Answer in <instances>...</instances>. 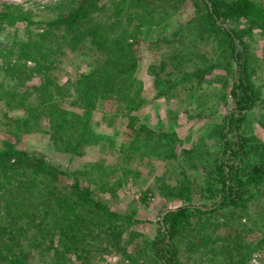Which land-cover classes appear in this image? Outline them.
Returning <instances> with one entry per match:
<instances>
[{"label":"trees","instance_id":"obj_1","mask_svg":"<svg viewBox=\"0 0 264 264\" xmlns=\"http://www.w3.org/2000/svg\"><path fill=\"white\" fill-rule=\"evenodd\" d=\"M49 7L52 14L44 20H34L28 10L11 5L0 8V34L1 20L43 25L42 30L28 31L25 39H14L11 46L0 47V52H12L18 58L24 55L33 61L32 65L22 61V68L13 66L20 74L19 79L34 75L40 79V84H28L22 91L18 90L16 80L7 81V87L0 89V98L6 93H11L9 97L22 94L24 113L8 119L14 123L11 127L14 138L20 132L41 129V120L46 115L50 138L69 153L100 143L102 136L93 128V116L100 101L111 91H117L125 104L124 115L134 138L120 148L115 163L102 168L96 165L95 174L85 181L81 175L88 174V168L68 173L43 155L19 148L15 141L1 142L0 264H37L38 259L43 264H90L97 253L125 252L135 235L130 229L134 213L112 209L108 199L95 195L94 188L111 195L115 190L113 185L122 184L129 174H140L133 159L141 161L146 155L171 159L176 156L180 166L188 163L187 166L193 167L197 162L191 158L201 154L207 168L204 178L201 180V176L196 181L208 185L199 194L206 197L201 205L191 202L194 189L189 178L183 177L184 186L176 187L184 204L167 209L162 222L159 221V230L149 241L155 260L159 264H184L179 259V249L185 242L182 238L190 243L200 242L204 250L210 244L213 253H224L217 241L220 236L228 235L224 231L229 222L215 214L228 208L232 215L236 209L243 215L246 208L256 204L253 200L259 199L257 195H264V141L256 140L253 134L247 138L240 132L243 121L255 114V105L264 103V77L257 74L258 58L244 38L253 28L264 32V3L260 0H59ZM189 10L193 14L183 21L179 11ZM194 21L217 34L222 51L226 50V56L221 54L224 65L215 62L204 68L196 65L191 70H182L170 57V64L167 58L152 66L151 75L160 93L167 94L181 83H189L187 87L195 84L198 76L203 75L197 80L200 81L216 68L226 71L223 85L229 86L224 94L231 98L232 106L222 114L220 122L214 119L216 125L209 128L220 141L216 143L220 148L214 153L211 165L207 152L213 141L205 138L197 142L187 150L185 160L180 159L171 145L177 139L175 133L154 130L143 123L135 126L138 117L133 113L134 108L138 110L142 106L143 85L135 76L136 61L131 56L132 47L140 42L139 33L165 22L164 34L155 41H180L179 47H172L178 54L179 50H191L182 38L186 35L184 30L187 33L194 30ZM68 51L80 59L76 66L84 62L85 67L83 70L77 67L73 79L67 71L68 76L59 82L55 72L64 65V56L71 59L70 53L65 54ZM97 53L101 55L93 57ZM232 65L234 74L229 76ZM167 66L173 69L168 74ZM173 72L181 73L173 76ZM51 88L56 89L57 97L63 95L68 99V105L47 99ZM30 95H35V99L31 100ZM140 133L170 137V140L149 152L152 144L144 137L137 138ZM111 172H117V182L111 181ZM62 177L69 178L65 185L59 184ZM127 231L129 239L125 241ZM263 243L264 236L256 242ZM254 247L240 229L234 228L229 249L224 253L225 264H247Z\"/></svg>","mask_w":264,"mask_h":264},{"label":"rangeland","instance_id":"obj_2","mask_svg":"<svg viewBox=\"0 0 264 264\" xmlns=\"http://www.w3.org/2000/svg\"><path fill=\"white\" fill-rule=\"evenodd\" d=\"M57 1L59 0H0V8L5 5H11L28 10L27 12L31 14L34 20H44L52 14L49 6ZM260 1L264 3V0ZM179 12V16L182 17L183 21L193 14L191 10ZM177 17L175 14L173 17L174 22H176ZM1 23L0 47L11 46L14 39H25L28 31L42 30L41 27L43 26L39 23H33L29 26L23 21L10 22L1 20ZM193 23H196L193 26L195 27L194 30L188 33L184 30L186 35L182 38L188 43L191 50L187 51L189 48L183 51L179 50L178 54L174 52V48L180 46V41L176 43H169L166 40L155 41V38L158 40L161 37L160 35L164 34L165 22L159 25H151L150 29L141 35L139 33L140 42L132 47L131 56L136 61L135 76L142 81L143 85L142 106L138 110L134 108L136 110L133 113L138 117L137 121H135V126L143 123L146 127L148 126L154 130H165L175 133L177 139L171 145L174 146L175 154L180 159L187 157V150L195 146L197 142L205 141V138L208 141H213L212 147L207 152L209 155L208 162L211 165L214 153L220 148L219 145L218 147L216 146V143L219 144L220 141L215 132H210L209 128L211 125H216L214 119L219 121L222 114L232 106L231 98L224 94L225 89L227 93L229 86L227 85L226 88L223 85L227 75L226 71L222 67L216 68L212 72L205 74L200 81L197 80L203 75L201 77L198 76L194 81L195 84L187 87L189 83H181L167 94L160 93L159 87L155 85L151 75L152 66L167 58L169 63L170 57L175 59V64L182 70L186 68L191 70L196 65L204 68L208 63L212 64L215 62H219L221 66L224 65V59L221 54L225 55L226 50L222 51L223 45L215 36L217 34L214 31L208 32V29L205 30V26L199 21H194ZM244 38L250 44V51L258 58L260 66L257 74H261L264 77V32L261 33L259 28H253L250 33L244 35ZM69 53L71 59H67L64 56V65L62 64L59 70L55 72V78L59 82L65 80L68 76L67 71L71 72L69 77L73 79L75 73L78 72L76 68L83 70L85 67L84 62H81V66H76L80 59H75L76 56L70 51L65 54L68 55ZM98 55L101 54L97 53L93 57L97 58ZM68 60L70 64H68ZM22 61H25L28 65L33 64V61L25 58L24 55L18 58L12 52H6L5 50L0 52V89L3 86L7 87V81L9 80H16L19 84V91L24 90L31 83L40 84V79L37 78L38 75L25 80L18 78L20 74L15 71L14 67L19 66L22 68ZM56 64L58 65V62ZM168 66L166 67V74L173 70ZM7 67L8 69H6ZM234 67L232 65L228 73L229 76L234 74ZM180 73L173 72V76H180ZM20 80H22L21 84ZM262 83H264V80ZM34 89L39 90L38 88ZM10 95L11 93H6L0 98V145L3 141H15L16 146L19 148L43 155L48 162L68 173L77 169L88 168L87 173L92 174L81 175L84 181L95 174L96 165L102 168L110 163H115L120 148L128 145L131 138H134V132L127 124V117L124 115L126 111L125 104L122 103L117 91H111L108 92L103 102L102 100L100 101V105L97 106L93 116V128L102 136L100 143L87 145L78 153H69L61 145L57 146L50 138V132L46 129L48 126V117L46 115L41 120V129H32L25 133L20 132L16 134L17 139H15L13 136L15 135L14 131L11 129L14 124L13 120L8 121V119L24 113V108L21 93L12 97H9ZM62 96L57 97L56 89L51 88L50 94L46 97L50 101L57 99L60 103L68 105V99ZM30 99H35V95H30ZM261 100L259 101L261 102ZM253 112L255 114L252 118L248 116L243 121L240 132L247 138L253 134L256 140L264 141V103L260 104L258 102L253 108ZM136 137H144L152 144L149 146V152L160 149L170 140V137L165 138V136H157L152 133H140ZM191 160L197 162L193 167L187 166L188 163L180 166L176 156L171 159L146 155L141 161L134 157L133 165L138 167L140 174H136V176L129 174L125 177L122 184L113 185L112 187L115 190L111 195L108 191L105 192L99 188H94L95 195L108 199V204L112 209L122 213L124 211H132L134 213V221L130 225V229L131 233L135 235L125 247V252L104 251L97 253L90 264H159L153 256L149 241L159 230V221L163 211L184 204V199L176 192V187L184 184L183 177L189 178L192 182L194 190L191 193L193 194L191 202L201 205L202 202L206 201V197L199 194H201L202 189L206 191L207 182H196L201 176L202 180L206 175L207 168H204L205 159L201 157V154H197ZM111 173L113 177H110L111 181L117 182V172ZM210 174L212 176L213 174L215 175V171ZM67 177H62L59 184L65 185L69 181ZM257 196L259 199L253 200L256 204L246 208V212L243 215L238 214L242 212L238 211V209L234 210L232 215L228 208L219 209L215 214L219 219L227 218L229 222L224 231L228 235L225 238L220 236L217 241V244L223 246L224 249L222 251L224 253L225 250L228 251L229 249V242L234 234V228L240 229L245 240L255 245L247 260V264H264V243L256 244L257 240L264 236V195ZM260 199L261 201H259ZM207 201L209 202V199ZM254 206L255 209L253 208ZM253 219L258 223L254 222ZM124 239L125 241L129 239L128 231L125 233ZM181 240L185 242L182 243L179 249V259L184 264H225L227 261L224 253L220 251H214L215 253H213V250L210 249V244L204 250L200 242L190 243L185 238ZM232 250L233 248L229 251ZM127 254L131 255L127 257ZM33 262H35V259L32 260ZM36 262L37 264H43L40 259Z\"/></svg>","mask_w":264,"mask_h":264},{"label":"water","instance_id":"obj_3","mask_svg":"<svg viewBox=\"0 0 264 264\" xmlns=\"http://www.w3.org/2000/svg\"><path fill=\"white\" fill-rule=\"evenodd\" d=\"M167 211V209L165 211H163V213L161 214V218H160V221L162 222V218H163V215L164 213Z\"/></svg>","mask_w":264,"mask_h":264}]
</instances>
